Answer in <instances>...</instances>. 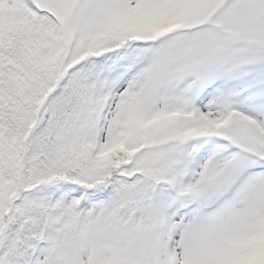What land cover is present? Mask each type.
I'll return each instance as SVG.
<instances>
[{
  "label": "snow or ice",
  "instance_id": "1",
  "mask_svg": "<svg viewBox=\"0 0 264 264\" xmlns=\"http://www.w3.org/2000/svg\"><path fill=\"white\" fill-rule=\"evenodd\" d=\"M0 264H264V0H0Z\"/></svg>",
  "mask_w": 264,
  "mask_h": 264
}]
</instances>
